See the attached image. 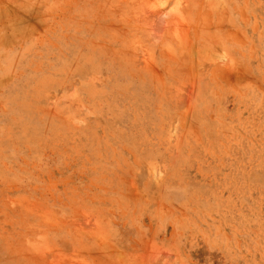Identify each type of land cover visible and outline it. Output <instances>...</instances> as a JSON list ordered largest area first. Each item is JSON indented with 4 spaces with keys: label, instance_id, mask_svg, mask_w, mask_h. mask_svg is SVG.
<instances>
[{
    "label": "rangeland",
    "instance_id": "obj_1",
    "mask_svg": "<svg viewBox=\"0 0 264 264\" xmlns=\"http://www.w3.org/2000/svg\"><path fill=\"white\" fill-rule=\"evenodd\" d=\"M0 264H264V0H0Z\"/></svg>",
    "mask_w": 264,
    "mask_h": 264
}]
</instances>
